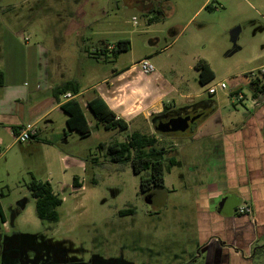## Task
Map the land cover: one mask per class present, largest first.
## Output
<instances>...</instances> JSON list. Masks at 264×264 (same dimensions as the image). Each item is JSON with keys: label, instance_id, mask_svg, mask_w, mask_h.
<instances>
[{"label": "rangeland", "instance_id": "rangeland-1", "mask_svg": "<svg viewBox=\"0 0 264 264\" xmlns=\"http://www.w3.org/2000/svg\"><path fill=\"white\" fill-rule=\"evenodd\" d=\"M157 1L142 9L131 0H0V36L11 34L23 45L26 37L28 46L48 49L58 78L86 86L115 73L107 83L112 106L127 99L129 89L123 85L130 81L153 95L158 89L168 91L165 97L177 101V93L198 94L196 100L210 98L225 127L247 117L251 81L257 80L264 64V0H208L211 9L200 10L191 19L203 0ZM161 11V20L149 22ZM236 27L239 33L232 42L229 33ZM123 39L129 41L128 50H111ZM100 42L110 48L100 53L96 49ZM142 58L152 64V73L133 67ZM199 59L214 72L205 85L198 82L194 68ZM118 75L122 79L116 80ZM219 81L225 89L212 95L204 92ZM255 93L257 99L264 98V92ZM127 100L126 107L115 108L130 126L124 131L105 130L84 109L93 125L87 135H62L54 144L40 145L31 156L20 150L21 143L8 153L7 173L0 183L7 219L5 226L0 222V264H196L187 263L195 219L180 200L185 185L179 167L164 175L177 194L168 192L165 205L152 209L139 186L143 173L133 174L129 162H111L99 147L101 141H123L134 130L153 134L151 114L163 100L158 95L148 101L139 95ZM178 142L169 137L159 144L169 148ZM31 177L47 181L62 199L57 222L36 217L26 187ZM74 177L79 183L75 188ZM19 203L24 208L14 216ZM123 209L130 211L120 216ZM253 248V264H264V244L257 242Z\"/></svg>", "mask_w": 264, "mask_h": 264}, {"label": "crops", "instance_id": "crops-1", "mask_svg": "<svg viewBox=\"0 0 264 264\" xmlns=\"http://www.w3.org/2000/svg\"><path fill=\"white\" fill-rule=\"evenodd\" d=\"M207 3L208 0H203L190 19L204 9ZM1 38L3 50L0 52V70L3 72V80L0 85V183L3 181V173H7V155L16 146L15 136L22 129L31 126L36 131L34 138L20 144V150L30 156L35 150H41L40 145L54 144L62 135L66 138L76 133L67 130V114L61 109V105L70 99L82 98L79 102L90 130L93 125L84 109L89 112L86 102L95 96L102 98L116 117L123 119L127 126L122 111L118 113L115 108L124 104L127 99L132 100L133 96H143L144 101H148L158 95L163 101L154 113L159 112L164 104L176 106L183 103L182 98L188 99L187 103L198 101V94L177 93V101L173 97L166 98L168 91L158 89V93L153 95L141 86L127 81L123 85L129 89L127 99L112 106L108 101L107 83L115 73L86 86L77 81L79 93L73 95L67 92L65 94H70L73 98L67 100L63 94L58 100L52 95L53 87L71 78H58L57 69L51 66L48 49L43 46H28L26 37L24 45L11 34L3 33ZM109 48L110 46L100 42L96 49L101 52ZM119 76H116V80L122 79ZM250 95L254 100L248 102L251 113L236 123L232 122L233 126L229 127L223 126L216 102L211 99L212 111L198 125L195 133L182 138L176 147L175 166L179 167L180 180L185 185L180 200L188 204L195 219L193 251L190 253L191 258L188 256L187 263L253 264V246L257 242L264 244V98L257 99L253 85L250 87ZM136 100L139 102L140 98ZM141 114L147 119L144 112ZM164 187L168 192L177 194L178 189L176 191L174 185L168 186L165 176ZM225 196H234L239 200L230 215L225 210V203H222ZM167 199L168 194L166 201ZM242 204L251 208V215L236 212V207ZM0 207L5 217L1 200ZM17 207L18 210H13L14 216L24 208V204H18ZM6 223L7 219L3 225Z\"/></svg>", "mask_w": 264, "mask_h": 264}, {"label": "trees", "instance_id": "trees-1", "mask_svg": "<svg viewBox=\"0 0 264 264\" xmlns=\"http://www.w3.org/2000/svg\"><path fill=\"white\" fill-rule=\"evenodd\" d=\"M158 2V1H157ZM204 9H211L210 3L204 6ZM163 11L158 15L149 18V22L159 21L163 18ZM129 48L128 39L119 40L111 50L117 53L126 51ZM104 51H101L102 53ZM195 70L198 73V82L205 85L214 79V73L209 64L204 59H199L195 65ZM3 80V72L0 70V85ZM255 90L264 92V75L257 80L251 81ZM79 84L75 80L63 81L52 89V95L56 99L70 92L73 95L79 93ZM89 112L92 114L96 123H101L105 130L119 129L124 131L127 129L126 122L116 117L107 104L99 96H95L86 102ZM164 104L163 107L167 108ZM61 109L67 114L66 128L68 131H75L81 136H85L90 132L87 120L84 116L83 109L78 99H70L61 105ZM97 125V124H96ZM33 135L32 138H34ZM159 137L156 134L148 135L133 131L126 136L123 141H110L108 143L101 142L99 147L104 149L106 157L113 163H130L131 170L135 175L140 176L139 186L145 188H164V175L176 165V151L174 149L164 147L159 144ZM175 152V153H174ZM77 178H73V187H78ZM31 197L34 199L35 215L40 221L57 222L59 213L57 207L61 205L62 199L58 193H55L47 181L36 180L31 177V180L26 185ZM2 196V193H0ZM23 205L24 203H19ZM18 210V209H17ZM129 209L119 210L120 216L129 212ZM4 217L0 207V222L4 223Z\"/></svg>", "mask_w": 264, "mask_h": 264}, {"label": "flooded vegetation", "instance_id": "flooded-vegetation-1", "mask_svg": "<svg viewBox=\"0 0 264 264\" xmlns=\"http://www.w3.org/2000/svg\"><path fill=\"white\" fill-rule=\"evenodd\" d=\"M157 0H131V4L134 6H137L142 9H147L148 6L152 5L154 6L156 4ZM211 99H200L198 101H193L190 103H181L176 106H167V108H162L159 112L151 114L150 122L152 124V127L154 129L153 134H156L157 137H159V140L161 139H166L169 137L172 138H177L178 141L180 142L182 138L184 137H190L189 135H192L195 133L198 125L208 116V114L212 111L213 107L211 106ZM189 117L188 120V127L185 131L183 132H178L176 134H159L155 131V125L158 122H167L171 118L175 117ZM196 117V118H194ZM194 118L193 121L191 119ZM153 120V122H152ZM178 142V143H179ZM178 144H175V147H177ZM175 147H170L169 150L174 149L176 151ZM175 153V152H174ZM177 154V151H176ZM163 189L166 190V193L168 194V190L164 187ZM141 192L146 196V202L149 207L152 209H159L156 205V191H158V188H145L141 189ZM167 197V196H166ZM166 201V200H165ZM165 205V202H164ZM163 205V206H164ZM162 206V207H163ZM255 252L254 248L252 251L253 255Z\"/></svg>", "mask_w": 264, "mask_h": 264}, {"label": "water", "instance_id": "water-1", "mask_svg": "<svg viewBox=\"0 0 264 264\" xmlns=\"http://www.w3.org/2000/svg\"><path fill=\"white\" fill-rule=\"evenodd\" d=\"M238 33H239V27H236L230 31L229 35H230V40L232 42L236 41ZM194 118H192L191 121H193ZM188 120H189L188 116L184 118L179 116V117L171 118L167 122H158L155 125V131L159 134H165V133L176 134L178 132H183L188 127ZM155 196H156L155 205L158 208H161L166 200V196H167L166 190L159 189L158 191H156ZM222 203H225L226 206L225 210L228 211L229 212L228 214L230 215L232 214L233 207L239 203V200L234 196H225L222 199Z\"/></svg>", "mask_w": 264, "mask_h": 264}, {"label": "built area", "instance_id": "built-area-1", "mask_svg": "<svg viewBox=\"0 0 264 264\" xmlns=\"http://www.w3.org/2000/svg\"><path fill=\"white\" fill-rule=\"evenodd\" d=\"M133 66L136 67L139 70V72L142 74H148L154 71L152 64L149 62L147 58H142L138 60L137 62L133 64ZM258 71L259 72H258L257 77L261 78L264 75V64L259 66ZM217 89H225V85L222 81L209 84L204 92L208 95H212L216 92ZM236 97L238 100L242 99V95L240 93H238ZM65 98L68 100L70 98H73V96L70 94H65ZM35 133L36 131L34 127L30 126V127L24 128L18 133V135L15 136V142L25 143L26 141L30 140L33 137V135H35ZM236 212L238 214H243V215L252 214L251 208L245 204L237 206Z\"/></svg>", "mask_w": 264, "mask_h": 264}]
</instances>
